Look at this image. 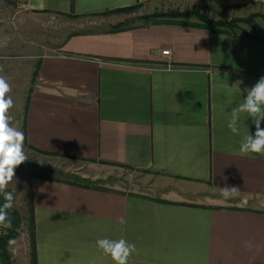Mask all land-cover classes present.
<instances>
[{"label": "crops", "instance_id": "obj_1", "mask_svg": "<svg viewBox=\"0 0 264 264\" xmlns=\"http://www.w3.org/2000/svg\"><path fill=\"white\" fill-rule=\"evenodd\" d=\"M161 3L226 16L264 9V0H24L34 13L79 18ZM254 30L86 28L40 58L23 103L26 146L92 180L144 173L158 193L30 177L37 264H114L102 238L134 244L128 264H264V156L239 151L255 133L251 117L241 114L239 134L227 127L264 77V24ZM225 186L239 194L224 200Z\"/></svg>", "mask_w": 264, "mask_h": 264}, {"label": "rangeland", "instance_id": "obj_2", "mask_svg": "<svg viewBox=\"0 0 264 264\" xmlns=\"http://www.w3.org/2000/svg\"><path fill=\"white\" fill-rule=\"evenodd\" d=\"M178 5L161 3L155 8L134 5V7L129 6L131 8L105 12L93 18H79L69 14L34 13L25 8L24 0H0V68H2L0 76H4L11 86L9 95L14 101V107L10 110L12 125L21 131L23 129L21 124L23 103L28 90L35 83L40 58L43 55L56 53L62 41L75 31L99 27H109L111 30L138 23H149L153 20L163 23L198 22L195 16L166 15L191 11H197L212 21H231L235 26L233 30L220 27V31L217 32L228 36L248 37L254 34L255 27L264 24V9L226 16L225 13L211 12L195 3ZM14 119L19 123L13 124ZM23 147L29 160L15 169V181L8 186V191L14 193V207L11 210L19 216V225L16 228L0 227V238L8 235L11 228L16 232L14 237L8 239L6 246L11 260L9 264H31L32 253L36 249L32 216L33 201L31 205L29 200V198L33 200L28 185L30 177L60 179L94 187L115 186L126 191L158 193L154 187H151L153 182H148L144 178L146 175L144 173L141 175L130 169L119 168L110 170V174L101 175L111 178L112 182L107 181V178L92 180L91 177L85 178L69 167L70 163L67 161L34 152L25 143ZM1 203H4L2 196H0Z\"/></svg>", "mask_w": 264, "mask_h": 264}, {"label": "clouds", "instance_id": "obj_3", "mask_svg": "<svg viewBox=\"0 0 264 264\" xmlns=\"http://www.w3.org/2000/svg\"><path fill=\"white\" fill-rule=\"evenodd\" d=\"M10 92V84L4 76H0V196L4 200V203L0 204V227L3 228L12 226L9 210L14 207L15 197L12 191H8V186L15 181V169L29 160L23 147L24 134L12 125L10 110L14 107V101L9 95ZM246 92L243 102L232 108L227 127L233 134H239L241 114H246L247 118L251 117L255 133L244 136L239 151L242 154L254 153L264 156V128L261 127L264 122V77L250 89H246ZM220 190L222 198L226 201L239 194V189L235 186H225ZM119 223L123 225L125 221L121 219ZM96 245L104 255L110 256L114 264H128L129 258L136 252V246L124 238H102L96 241ZM245 246L251 250L253 244L246 241Z\"/></svg>", "mask_w": 264, "mask_h": 264}, {"label": "trees", "instance_id": "obj_4", "mask_svg": "<svg viewBox=\"0 0 264 264\" xmlns=\"http://www.w3.org/2000/svg\"><path fill=\"white\" fill-rule=\"evenodd\" d=\"M131 7H134V6H131ZM131 7H128V8H131ZM166 15H168L169 17L170 16H173V17L195 16L197 18L198 22H183V21H180L178 23H175V22L172 23L171 22L169 24H177V25L188 26V27L203 28V29L209 30V31H211L213 33L219 32L220 31V29H219L220 27H223V29H229V30H233L234 27H235L232 24L231 21H228V22L212 21V20H209L207 18V16H203V15L199 14L197 11H191V12H185V13H175V14H166ZM151 22H160V21L153 20ZM122 28L120 27V28H115V29H111V30L112 31H118V30H121ZM26 102H27V99H26ZM29 200H30V203L32 205L31 198H29ZM1 204H3V203H1ZM31 205H30V207L32 208ZM9 215H10L11 220H12V224H13L12 226H14L13 228H16L19 225V216H17L16 213L14 211H12V210H9ZM13 228L9 229V234L8 235L1 236V238H0V264H9L10 261H11L10 260V255H9L7 249H6V246H7L8 239L9 238L11 239L16 234L15 230L13 231ZM31 264H37L36 249H34V251L32 253V262H31Z\"/></svg>", "mask_w": 264, "mask_h": 264}, {"label": "built area", "instance_id": "obj_5", "mask_svg": "<svg viewBox=\"0 0 264 264\" xmlns=\"http://www.w3.org/2000/svg\"><path fill=\"white\" fill-rule=\"evenodd\" d=\"M161 54L167 56V55H169V50H163V51H161Z\"/></svg>", "mask_w": 264, "mask_h": 264}]
</instances>
